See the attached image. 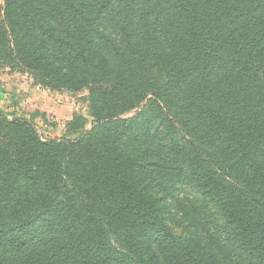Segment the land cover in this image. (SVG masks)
Here are the masks:
<instances>
[{"label":"trees","instance_id":"trees-1","mask_svg":"<svg viewBox=\"0 0 264 264\" xmlns=\"http://www.w3.org/2000/svg\"><path fill=\"white\" fill-rule=\"evenodd\" d=\"M6 68L92 123L0 110V264H264V0H0Z\"/></svg>","mask_w":264,"mask_h":264},{"label":"rangeland","instance_id":"rangeland-1","mask_svg":"<svg viewBox=\"0 0 264 264\" xmlns=\"http://www.w3.org/2000/svg\"><path fill=\"white\" fill-rule=\"evenodd\" d=\"M0 110L11 119L33 124L44 140L77 139L80 135L69 129L76 116L88 120L87 129L92 123L87 90L78 93L52 92L36 86L29 74L13 72L8 68L0 69ZM175 197L167 199L168 206L176 207L177 200H180L185 203L184 208H189L192 201L198 198L187 189L176 192Z\"/></svg>","mask_w":264,"mask_h":264}]
</instances>
